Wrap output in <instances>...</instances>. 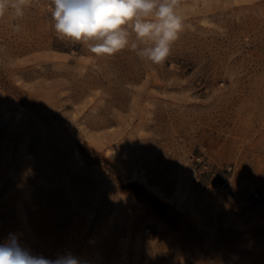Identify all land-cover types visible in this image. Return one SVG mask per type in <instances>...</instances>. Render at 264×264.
<instances>
[{"label":"rangeland","instance_id":"rangeland-1","mask_svg":"<svg viewBox=\"0 0 264 264\" xmlns=\"http://www.w3.org/2000/svg\"><path fill=\"white\" fill-rule=\"evenodd\" d=\"M51 10L0 17V243L264 264V0H178L163 64L61 40Z\"/></svg>","mask_w":264,"mask_h":264},{"label":"clouds","instance_id":"clouds-1","mask_svg":"<svg viewBox=\"0 0 264 264\" xmlns=\"http://www.w3.org/2000/svg\"><path fill=\"white\" fill-rule=\"evenodd\" d=\"M30 0H0V17L24 15ZM178 0H51V19L59 39L86 46L96 56L129 48L154 64H163L184 30ZM19 31L20 25H15ZM135 34V41L131 40ZM139 41V44L136 43ZM140 45H144L141 47ZM0 264H81L72 253L56 258L33 254L15 234L0 243Z\"/></svg>","mask_w":264,"mask_h":264}]
</instances>
